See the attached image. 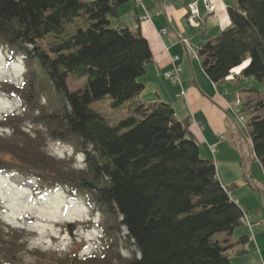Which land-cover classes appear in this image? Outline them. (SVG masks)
<instances>
[{
  "label": "trees",
  "instance_id": "16d2710c",
  "mask_svg": "<svg viewBox=\"0 0 264 264\" xmlns=\"http://www.w3.org/2000/svg\"><path fill=\"white\" fill-rule=\"evenodd\" d=\"M131 2L0 0V47L23 55L27 66L21 86L8 85L19 110L0 123L9 131L0 134V173L22 174L44 190L84 195L100 216L102 234L90 256L56 258L33 249L25 264H231L224 237L242 226L246 213L219 181L212 160L201 158L189 119L177 120L169 104L139 99L144 85L138 79L152 54L138 30L118 25L119 9ZM226 10L229 26L197 54L203 73L217 85L248 58L239 77L262 85L264 0H234ZM43 72L57 101L45 89ZM68 80L84 85L70 91ZM42 91L54 109L34 106V121L51 140L81 152L84 169L51 157L38 131L20 127ZM243 91L248 97L239 114L264 174V91ZM105 96L114 108L127 103L126 118L115 126L89 107ZM15 234L0 224V264H17L23 245ZM120 246L131 247V256L124 257Z\"/></svg>",
  "mask_w": 264,
  "mask_h": 264
},
{
  "label": "crops",
  "instance_id": "0c3cea01",
  "mask_svg": "<svg viewBox=\"0 0 264 264\" xmlns=\"http://www.w3.org/2000/svg\"><path fill=\"white\" fill-rule=\"evenodd\" d=\"M141 1L150 15L148 21H139L142 11L133 2L119 9L118 20L120 27H128L131 31L132 27L138 24V31L146 39L152 54V62L146 65L144 77L140 81L144 85V90L139 99L147 103L164 102L174 109L177 120L189 119L190 130L199 145L201 158L214 162L219 181L229 189L230 198L246 213V218L251 224L250 229L238 228L224 237V252L231 264H264V243L259 239L264 231V174L261 166L259 172L255 165H249L251 147H246L247 153L245 147H238L241 144L239 136L231 131V121L225 117L227 114L232 121L234 120L233 114L236 113L232 108L234 95L253 87L254 84L249 79L241 83L237 76L213 85L203 73L200 61L188 57L180 43V39L186 38L190 40L191 46H202L206 41L215 39L229 26L226 9L233 6L234 0H210L215 7L214 16H207L202 4L198 2V10L203 19L199 33L185 18V4L192 0ZM161 29L167 30L165 37H159ZM172 56L179 58L177 64L181 68L180 84L186 91L182 98L178 97L179 87H170L167 84L169 81L163 77V73L171 67ZM235 149L237 158L233 160L226 158L231 154L230 150ZM243 154L248 159L244 163L242 176L247 179L248 185L243 184L240 177L231 178L230 168H225L230 164L240 165L239 159ZM254 251L258 252L259 257H250L249 252Z\"/></svg>",
  "mask_w": 264,
  "mask_h": 264
},
{
  "label": "rangeland",
  "instance_id": "374dc122",
  "mask_svg": "<svg viewBox=\"0 0 264 264\" xmlns=\"http://www.w3.org/2000/svg\"><path fill=\"white\" fill-rule=\"evenodd\" d=\"M90 1L93 0H84L83 2ZM208 2L210 6H213L210 0H208ZM186 6L187 4H185V9ZM202 6L207 16H214V6L212 12H210L209 6L208 9L203 5V3ZM189 20L188 18L186 19L187 23L192 26L193 29L195 28V30H197V33H199L201 30L200 25L203 24V19L201 17L200 11L198 10L197 22H192ZM67 29L68 33L71 34L72 32H74L75 26L68 27ZM165 36L159 34V37ZM49 39H51V37L47 38L46 41H49ZM183 40L187 41L188 50H190L191 52L194 51L193 47L189 44L190 40L186 38H183ZM184 48H186L185 45ZM193 62L198 63L196 61ZM248 62V58L245 59L240 66L235 68V70H237L236 72L240 73L241 70L248 65ZM178 68L180 69V75L181 68L180 66H178ZM171 70L172 66L169 70L163 73V77L165 78V73H168ZM236 72L234 71L232 74H230L229 78H231V76L236 78L237 75H239V73L236 74ZM26 73L27 66H25V57L23 55H19L18 53L10 54L9 51H6L0 47V123L6 115H9L13 112L14 109H16V105H18L17 103H19L11 95L6 81L17 84L18 81L25 79ZM44 77L47 79L45 81V89L51 93L54 101H57L59 96L55 92L52 82H50L45 73ZM143 77L144 76L140 77L138 81L140 82ZM238 80H240L241 83L246 82L243 81L242 78H238ZM249 80L254 84L253 87L264 91V84L261 85L255 82L252 78H249ZM167 84L170 87L178 86L180 89L179 94L185 91L184 88H182L180 81H178L177 84L172 82H168ZM83 85L84 80L75 82H73L72 80L67 81V86L70 91H77L78 89H81ZM209 86L212 87V84L209 83ZM246 86L248 87V84H246ZM47 91L38 93L35 105L28 109V117L26 118V120H24L20 127L25 128V131H38L41 135V138H43L46 153L56 160L70 163L71 167L72 158L69 159L67 155L70 154V152L74 150V148L71 145L68 146L65 143L51 140L44 128V125L39 124L37 121H34L36 113L32 111L33 108L36 107L38 111L46 113H49L54 109V101L52 97L47 93ZM243 92L244 91H242L241 93L237 92L234 95V99H236V101L239 100V110L242 108L243 103H245L243 102V100L247 95H245ZM111 102L112 101L110 97L105 96L98 101L91 102L89 107L100 114L110 126H115L121 120L126 118L127 103H124L118 108H114L111 106ZM239 110L238 113H240ZM225 117L231 121V131L239 136L241 144L238 147H251L248 135L249 129L247 127V124L245 123V116L240 115V117H242L241 123L238 122V118H236L235 114H233L234 122L229 117V115L225 114ZM8 135L9 131L7 132V136ZM225 144H227V142ZM223 147L228 146L224 145ZM230 151L231 154H228L226 158L230 160L237 158V152L235 153V151L237 150L235 149L234 151ZM245 153H247V148ZM59 157H64V159L62 160ZM239 158L240 157H238V159ZM247 159L248 157L243 154L242 158L239 159L240 165H236V163L225 166V168H230L229 175L232 176L231 178L240 177L243 181V184L248 183L247 179L242 176V169L244 168V163ZM257 163L258 162L254 160V155L251 153L249 165H255L256 169L261 172L260 164L258 165ZM238 167H241V169H238ZM35 192L37 193L38 191L32 190V185L28 181V178L26 176L19 173H0V224L7 229H12L13 231H15V235L20 240L21 245H23L22 251L16 257L17 264H25L32 261L33 256L29 252L33 251V249H37L49 256H55L56 258H60L70 253H78L84 247H87V249L80 252V257L91 253L93 250H97L95 241L100 238V232H98L99 230H93L90 223L87 222V220L91 219V216L94 215V211L88 204L87 199L84 195L75 196L62 189H45L44 192L41 191L43 193L40 198L34 199L33 196ZM247 216L252 220L249 214ZM95 222L100 223L99 214L95 215ZM66 223H71L72 225L71 235H69L67 232ZM93 227L99 229L98 224L96 226L94 225ZM246 228L248 227H240V229L245 230ZM6 231L8 232V230ZM124 233L125 232L120 235L121 239ZM259 239L264 243V231L260 234ZM119 248L121 254L124 257L131 256L133 250L131 247L126 248L124 246H120ZM249 253L250 257H259L257 251ZM136 257H138V254H136Z\"/></svg>",
  "mask_w": 264,
  "mask_h": 264
},
{
  "label": "built area",
  "instance_id": "2783aa9c",
  "mask_svg": "<svg viewBox=\"0 0 264 264\" xmlns=\"http://www.w3.org/2000/svg\"><path fill=\"white\" fill-rule=\"evenodd\" d=\"M137 1V4L138 5H140V0H136ZM202 3H203V5L208 9V6L210 7V12H212L213 11V6H210L209 5V2H208V0H200ZM143 9V12H144V15H143V17H142V19L143 20H146L147 18H148V14H147V12L144 10V8H142ZM186 11H187V18H188V20L189 21H192V22H194V21H196L197 22V19H198V8H197V2L196 1H194V2H190V3H188L187 4V6H186ZM160 35H163V36H165L166 35V30L165 29H162L161 31H160V33H159ZM181 42H182V44L183 45H185V47H186V49H187V53H188V55H190V56H192L193 58H198V56H197V54L199 53V51L201 50L199 47H195V48H193V50L194 51H190V50H188V47H187V41L186 40H181ZM177 61H178V58L176 57V56H172V57H170V63H171V66H172V70L171 71H169L168 73H165V78L166 79H168V80H170L172 83H178V81H179V71H180V69L178 68V66L176 65V63H177ZM184 93L185 92H181L180 93V95L181 96H184ZM239 100H235V103H234V105H233V109H236L238 106H239ZM237 118H238V121L239 122H241L242 121V117H240V116H237ZM241 222L243 223V224H245V225H248L247 224V221L246 220H241Z\"/></svg>",
  "mask_w": 264,
  "mask_h": 264
},
{
  "label": "water",
  "instance_id": "95a60500",
  "mask_svg": "<svg viewBox=\"0 0 264 264\" xmlns=\"http://www.w3.org/2000/svg\"><path fill=\"white\" fill-rule=\"evenodd\" d=\"M67 230H68V233L71 235L72 226L71 225H67Z\"/></svg>",
  "mask_w": 264,
  "mask_h": 264
},
{
  "label": "bare ground",
  "instance_id": "6f19581e",
  "mask_svg": "<svg viewBox=\"0 0 264 264\" xmlns=\"http://www.w3.org/2000/svg\"><path fill=\"white\" fill-rule=\"evenodd\" d=\"M234 71H237V70H234Z\"/></svg>",
  "mask_w": 264,
  "mask_h": 264
}]
</instances>
